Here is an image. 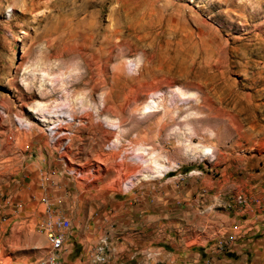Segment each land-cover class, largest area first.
Segmentation results:
<instances>
[{
    "label": "rangeland",
    "instance_id": "1",
    "mask_svg": "<svg viewBox=\"0 0 264 264\" xmlns=\"http://www.w3.org/2000/svg\"><path fill=\"white\" fill-rule=\"evenodd\" d=\"M173 80L205 102L128 114ZM143 201L189 248L264 264V0H0V264L40 263L49 211L81 227Z\"/></svg>",
    "mask_w": 264,
    "mask_h": 264
},
{
    "label": "crops",
    "instance_id": "2",
    "mask_svg": "<svg viewBox=\"0 0 264 264\" xmlns=\"http://www.w3.org/2000/svg\"><path fill=\"white\" fill-rule=\"evenodd\" d=\"M174 205L173 209L178 208L179 212H176L180 215L182 209ZM136 207L124 210L121 219L118 218L117 206H111L106 211L97 212L92 222L88 221L81 227L73 220L62 261H66L65 264H90L87 258L89 248L108 232L112 249L103 264H244V244L233 242L230 255L214 253L212 242L204 244L203 248H189L192 245L188 244L187 238L184 241L176 229L182 222L180 216L166 218L164 207L155 210L144 201ZM232 209L226 210L228 214L232 213L231 223L239 224L242 220L238 218L239 212ZM247 211L250 214V210ZM249 219H254V216Z\"/></svg>",
    "mask_w": 264,
    "mask_h": 264
},
{
    "label": "bare ground",
    "instance_id": "3",
    "mask_svg": "<svg viewBox=\"0 0 264 264\" xmlns=\"http://www.w3.org/2000/svg\"><path fill=\"white\" fill-rule=\"evenodd\" d=\"M83 2L85 3V0H83ZM69 3V2H68ZM255 17V16H254ZM128 64V63H127ZM138 66V65H137ZM73 70H75V71H77L78 70V68L77 67H73L72 68V70L71 71H73ZM66 75V74H65ZM51 81H53V83L54 84H60V85H63L64 86V84H66L65 82H66V78H65V76H64V74H62V75H60L59 77L57 76L56 78H54L53 80H52V78H51ZM170 86H175L176 84H175V82H174V80L173 81H170ZM67 86V85H66ZM150 87H152V86H150ZM176 87V88H175ZM173 89H170L169 90V92H167L166 94L165 93H162V92H159V88L156 86H154L153 88H152V90H154V91H158L157 92V94L156 95H154V96H152V99H151V101H145V100H143V101H141L140 103H137L136 105H134L133 107L134 108H132L131 109V111L128 113L129 115H133V113H135V112H139V111H141V110H143V109H148L147 110V112L149 113V115H150V113L152 114V113H154V112H157V111H163V112H166L167 110H170L171 112L170 113H172V115H174V114H177L178 112V109H179V101L181 102V103H184V101H186L187 99H193L195 102H197V103H201V102H205L204 101V94H202V91L200 90V89H192L191 87L189 88V89H187V88H185V87H181V86H175ZM196 88V87H195ZM200 88V87H199ZM209 94V93H208ZM102 96H101V98H102V101L104 102V104L106 105V103H107V101H108V98H107V95L105 94V93H102L101 94ZM204 95V96H203ZM81 98V97H80ZM82 100V103H85V104H87V105H89L90 104V102H92L91 101V99L89 98V97H87V98H81ZM212 99V98H211ZM210 101V100H209ZM72 102V101H71ZM76 103H77V101H76ZM79 103V102H78ZM81 104V103H80ZM214 104V103H213ZM65 106L68 108V113H69V116L70 117H73L74 118V115L72 114V105L70 104V101L68 100L67 101V103L65 104ZM104 106V105H103ZM100 107V106H99ZM123 108H125V105L124 106H122ZM122 107H121V110H122ZM206 107V106H205ZM43 108V107H42ZM96 108V107H95ZM57 109H59V107L57 108ZM57 109H54L53 111H57ZM125 110V109H124ZM124 110H122V111H124ZM60 111V110H59ZM62 112V111H61ZM121 113H123V112H121ZM121 113H118L117 114V119L116 120H114V121H110L111 122V124H113V125H115L116 127H120V125H121V123H123L124 122V120H125V118H124V116H122V114ZM143 113H146V112H143ZM176 116V115H175ZM89 117V116H88ZM76 118V117H75ZM74 120V119H73ZM110 120V119H109ZM122 126H124V125H122ZM53 128V127H52ZM117 129H119V128H117ZM123 129V128H122ZM53 130H54V128H53ZM52 130V131H53ZM124 130V129H123ZM120 131H121V128H120ZM213 132V131H212ZM217 132H213V134H216ZM121 136V135H120ZM116 139L114 140V144H113V146H116L117 145V142H118V140L120 139V137H119V135L118 134H116ZM123 137V136H122ZM119 144V143H118ZM216 147H211V148H209V147H205L203 150H204V152H206V153H211L212 155H214L215 154V152H216ZM185 151V150H184ZM136 157H140L139 155H136L135 156V158ZM158 162V161H157ZM159 164V165H158ZM157 165H158V167H157V173H159V172H162V170H165V169H167V168H169V167H166L165 165H162V164H160V163H158ZM131 166V165H130ZM172 166L174 167V164H172ZM171 166V167H172ZM123 167V166H122ZM159 174H161V173H159ZM147 177V176H146Z\"/></svg>",
    "mask_w": 264,
    "mask_h": 264
},
{
    "label": "built area",
    "instance_id": "4",
    "mask_svg": "<svg viewBox=\"0 0 264 264\" xmlns=\"http://www.w3.org/2000/svg\"><path fill=\"white\" fill-rule=\"evenodd\" d=\"M2 206V203H0V209ZM2 215L4 219H7L6 215ZM43 228L46 231L50 248L47 255L39 260V264H60L62 252L67 248V240L70 235V220L64 219L62 216H56L53 212L49 211ZM111 249L112 243L109 235L104 234L100 236L95 245L88 251L87 258L90 264H103L107 257H109Z\"/></svg>",
    "mask_w": 264,
    "mask_h": 264
}]
</instances>
